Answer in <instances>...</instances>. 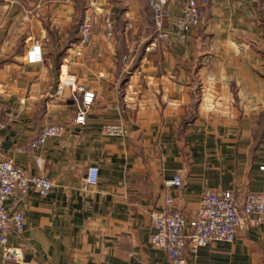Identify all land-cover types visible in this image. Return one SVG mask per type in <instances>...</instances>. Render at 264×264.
<instances>
[{"label":"crops","instance_id":"obj_1","mask_svg":"<svg viewBox=\"0 0 264 264\" xmlns=\"http://www.w3.org/2000/svg\"><path fill=\"white\" fill-rule=\"evenodd\" d=\"M186 1L168 0L170 32ZM203 13L180 41L157 37L147 0H0V159L53 184L6 201L25 215L8 244L27 262L173 264L151 244L152 210L172 199L192 219L208 189L233 192L243 210L264 189V0H214ZM86 14L93 36L82 47ZM35 40L43 62L30 64ZM69 75L76 86L59 93ZM80 87L96 94L85 126L75 121ZM117 122L128 136L102 133ZM53 124L66 132L37 151L39 169L36 154L20 149ZM91 166L98 184L85 189ZM181 170L183 185H171ZM187 264H264V224L200 248Z\"/></svg>","mask_w":264,"mask_h":264},{"label":"built area","instance_id":"obj_2","mask_svg":"<svg viewBox=\"0 0 264 264\" xmlns=\"http://www.w3.org/2000/svg\"><path fill=\"white\" fill-rule=\"evenodd\" d=\"M214 0H187L182 15L175 22V32L166 28L169 17L168 0H147L151 18L158 38L169 39L173 35L180 41H185L190 32L200 26L204 19L203 9ZM94 15L86 14L81 25V46L92 41ZM107 35L112 36L114 23L106 20ZM153 48V47H152ZM78 53L81 55L82 50ZM30 64L43 62L42 46L35 40L27 52ZM76 86L74 76H66L60 82L58 92L65 87ZM82 94L80 110L76 116V123L86 125V112L95 101L96 94L83 87L78 88ZM6 121L0 120V147L3 142L1 131ZM66 132L62 124L44 127L40 134L20 151L35 153V161L39 169L43 168V159L37 151L49 138L61 137ZM130 130L125 123H106L102 126V133L109 137H126ZM183 171L175 174L169 183L176 187L183 185ZM99 180V169L91 166L84 188L96 186ZM53 187L52 181L45 175H30L18 167L13 159H0V247L3 250V264H32L25 260L24 252L20 248L9 246L8 238L11 230L21 232L25 226V215L21 211L10 214L6 209V201L16 192L29 191L47 194ZM166 208L154 209L150 214L152 227L151 244L153 247L166 251L173 264H187L188 256L198 252L213 242L232 243L236 239L240 228L249 224L258 226L264 224V189L260 192L249 193L240 209L236 196L230 191L205 190L196 216L188 219L185 214L174 206L172 199L166 200Z\"/></svg>","mask_w":264,"mask_h":264}]
</instances>
